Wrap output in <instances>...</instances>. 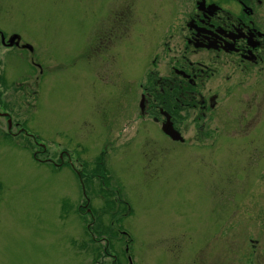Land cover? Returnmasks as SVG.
I'll use <instances>...</instances> for the list:
<instances>
[{
  "label": "rangeland",
  "instance_id": "obj_1",
  "mask_svg": "<svg viewBox=\"0 0 264 264\" xmlns=\"http://www.w3.org/2000/svg\"><path fill=\"white\" fill-rule=\"evenodd\" d=\"M185 1L0 0V264H264V66L139 116Z\"/></svg>",
  "mask_w": 264,
  "mask_h": 264
},
{
  "label": "flooded vegetation",
  "instance_id": "obj_2",
  "mask_svg": "<svg viewBox=\"0 0 264 264\" xmlns=\"http://www.w3.org/2000/svg\"><path fill=\"white\" fill-rule=\"evenodd\" d=\"M184 6L176 55L168 59L162 76L150 69L140 85V117H168L173 122L177 112L194 109L195 121H201L206 112L214 114L220 89L241 92L242 75L264 66L263 0H187ZM220 73L226 86L215 85L216 92L204 95L206 81Z\"/></svg>",
  "mask_w": 264,
  "mask_h": 264
},
{
  "label": "water",
  "instance_id": "obj_3",
  "mask_svg": "<svg viewBox=\"0 0 264 264\" xmlns=\"http://www.w3.org/2000/svg\"><path fill=\"white\" fill-rule=\"evenodd\" d=\"M15 39L18 40L17 36H12L9 39L8 46H12L13 44L17 45V42L14 41ZM22 48H27L29 51H31V48L28 46H23ZM143 103H141L140 108H143L142 106ZM161 131L162 133L170 138L172 141H180L182 142V138L180 137L179 133L173 129L172 124L169 122L168 119L161 125Z\"/></svg>",
  "mask_w": 264,
  "mask_h": 264
}]
</instances>
